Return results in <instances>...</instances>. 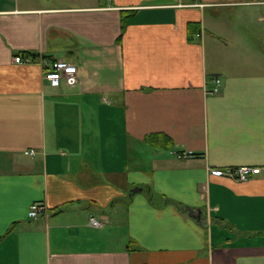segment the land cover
Returning a JSON list of instances; mask_svg holds the SVG:
<instances>
[{
  "label": "crops",
  "instance_id": "obj_1",
  "mask_svg": "<svg viewBox=\"0 0 264 264\" xmlns=\"http://www.w3.org/2000/svg\"><path fill=\"white\" fill-rule=\"evenodd\" d=\"M0 264H264V0H0Z\"/></svg>",
  "mask_w": 264,
  "mask_h": 264
},
{
  "label": "built area",
  "instance_id": "obj_2",
  "mask_svg": "<svg viewBox=\"0 0 264 264\" xmlns=\"http://www.w3.org/2000/svg\"><path fill=\"white\" fill-rule=\"evenodd\" d=\"M187 5L202 6V4L196 3V2H191V3H188ZM196 35L198 36L200 34L198 33ZM14 61L15 62H23V61L30 62L31 57L29 56L20 57L19 55H17L14 57ZM43 68H44V74H43L44 79L48 80L50 84L54 86L58 85L61 78L63 77L71 78L77 72L75 64L65 62L61 59H56L50 62H44ZM214 81H215V87L210 91L211 93L218 92L220 89L221 80L219 78H215ZM24 153L28 155H34L36 153V150L29 149V150H26ZM169 154L171 156H174L177 159H182L185 157L192 156L193 152L190 150L188 151L169 150ZM261 171H262V167L244 165V166L228 168L226 170L218 169L217 172L226 174L229 177L242 181V180L248 179L251 175L260 173ZM43 210H45V206L43 203L33 202L29 207L28 216L30 218H36L38 214H40ZM89 223L95 227H100L102 225V222L99 219L95 218L94 216L89 217Z\"/></svg>",
  "mask_w": 264,
  "mask_h": 264
},
{
  "label": "trees",
  "instance_id": "obj_3",
  "mask_svg": "<svg viewBox=\"0 0 264 264\" xmlns=\"http://www.w3.org/2000/svg\"><path fill=\"white\" fill-rule=\"evenodd\" d=\"M124 20V18H123ZM123 26V25H122ZM196 29V26L195 24H190V29H191V33H193ZM145 141L152 144V145H155V146H163V147H167L169 148L172 141L170 139L169 136L165 135V134H162V133H153V134H149L147 136H145Z\"/></svg>",
  "mask_w": 264,
  "mask_h": 264
},
{
  "label": "rangeland",
  "instance_id": "obj_4",
  "mask_svg": "<svg viewBox=\"0 0 264 264\" xmlns=\"http://www.w3.org/2000/svg\"><path fill=\"white\" fill-rule=\"evenodd\" d=\"M187 5V4H186Z\"/></svg>",
  "mask_w": 264,
  "mask_h": 264
}]
</instances>
